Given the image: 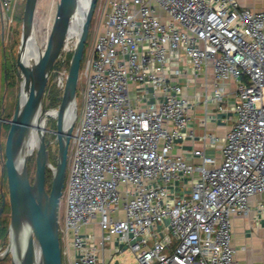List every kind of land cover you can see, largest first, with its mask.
<instances>
[{
  "label": "built area",
  "instance_id": "1",
  "mask_svg": "<svg viewBox=\"0 0 264 264\" xmlns=\"http://www.w3.org/2000/svg\"><path fill=\"white\" fill-rule=\"evenodd\" d=\"M17 2L0 0L3 28ZM107 2L69 149L63 262L108 264L131 249L136 264H240L233 217L264 193V11L238 0ZM76 41L69 32L64 59ZM182 78L205 79V91L190 100ZM198 101L231 113L232 125L206 131L193 162L172 150ZM218 144L219 157L209 154Z\"/></svg>",
  "mask_w": 264,
  "mask_h": 264
},
{
  "label": "water",
  "instance_id": "2",
  "mask_svg": "<svg viewBox=\"0 0 264 264\" xmlns=\"http://www.w3.org/2000/svg\"><path fill=\"white\" fill-rule=\"evenodd\" d=\"M39 0H26L21 26V57L15 61L19 77V92L5 144L0 192V220L10 207V223L7 231L8 245L4 253H10L12 264H63L60 239V204L63 196L68 157L73 130L78 120L76 110L77 90L82 60L88 42L91 23L98 0H89L79 27L76 46L72 53L61 103L55 113L45 103L47 83L51 70L59 56L63 43L73 27L69 1L62 0L55 19L52 35L45 51L38 58L29 54V42L35 38L34 18ZM22 70V71H21ZM56 117L57 130L48 128L47 119ZM44 122L39 131L37 147L28 152L27 139L35 125ZM60 136V151L56 164L50 158L51 140L47 134ZM0 134L1 126H0ZM35 152L36 168L33 179L29 159ZM52 173L51 189L46 188L47 172ZM5 173L8 182V198L4 192Z\"/></svg>",
  "mask_w": 264,
  "mask_h": 264
},
{
  "label": "rangeland",
  "instance_id": "3",
  "mask_svg": "<svg viewBox=\"0 0 264 264\" xmlns=\"http://www.w3.org/2000/svg\"><path fill=\"white\" fill-rule=\"evenodd\" d=\"M62 0H39L37 3V8L34 18V29H35V38L40 46V48L45 51L47 44L49 42L50 36L52 35V30L54 27L55 19L57 18V12L59 5ZM97 7L94 13V19L91 23L90 36L86 44L85 54L82 60V66L80 71V79L77 90V102L76 110L81 112L83 107V94L85 91V71L87 62L93 53V45L97 36V33L103 23L105 13L107 11V0H98ZM26 5V0H18L17 8L15 12V23L11 24L8 29L3 28L0 21V116H3L4 119L11 120L16 102L18 101V92H19V77L17 74L15 61L21 57L22 62L28 65L25 57L21 51V26L22 18L24 17V9ZM77 34V33H76ZM73 35V36H76ZM71 57L64 59L60 54L56 59V62L51 70L48 85L46 88L45 103L46 106H49L51 93L56 92L57 94L63 96L66 77L68 74V69L70 65ZM10 70L12 77L6 79V74ZM22 71V70H21ZM61 103V101H60ZM58 104V106L60 105ZM58 106L52 107V109L58 108ZM57 119L56 117H50L47 119L48 128L51 130H57ZM31 135L27 139V149L28 151L32 148ZM7 139V138H6ZM47 139H51L52 143L50 145L51 155L50 158L54 164H56L60 151V136L56 135L54 132H49L47 134ZM6 144V142H5ZM29 169L31 178L34 177L36 160L35 152H32L29 159ZM1 167V166H0ZM0 184L1 183V168H0ZM6 184V183H5ZM4 184V192L6 193V187ZM7 195V194H6ZM8 198V195H7ZM1 201V200H0ZM3 217L10 220V207L5 208ZM84 230H93L92 227H85ZM108 247L111 246V243L107 244ZM111 250V249H110ZM112 255L108 258V264H116V261H119V264H136L135 254L131 249H125L122 252H111ZM63 264H65L63 262Z\"/></svg>",
  "mask_w": 264,
  "mask_h": 264
},
{
  "label": "crops",
  "instance_id": "4",
  "mask_svg": "<svg viewBox=\"0 0 264 264\" xmlns=\"http://www.w3.org/2000/svg\"><path fill=\"white\" fill-rule=\"evenodd\" d=\"M242 7L254 11H264V0H238ZM184 94L192 101H195L198 94L205 91L206 80L203 78L197 81H185ZM207 87H213V77L210 74L207 80ZM229 93V103L234 102L235 85L229 83L226 88ZM206 106L202 102H196L189 109V123L184 129L185 134L176 139L173 155L184 156L189 161L199 162L200 158H193L195 149L203 146L202 136L210 131L218 136H224L231 128V121L227 118L231 113L217 112L214 104ZM222 144L216 148L208 149L209 154L219 157V150ZM187 182V183H186ZM184 190L189 186L186 179L181 183ZM233 246L236 248V258L240 264H264V193L257 195L251 201V211L247 215H235L233 217Z\"/></svg>",
  "mask_w": 264,
  "mask_h": 264
},
{
  "label": "bare ground",
  "instance_id": "5",
  "mask_svg": "<svg viewBox=\"0 0 264 264\" xmlns=\"http://www.w3.org/2000/svg\"><path fill=\"white\" fill-rule=\"evenodd\" d=\"M67 1H69L70 14H72L71 15V17H72L71 22L73 25V27L70 30V35L73 36L77 33L75 36V37H77L78 33H79V27L78 26L82 22L83 15H84V12L87 8L89 0H67ZM28 48L30 50L29 54L36 59L38 58L40 51H42V49L40 48L36 38H32L30 40ZM25 60H26V58H25ZM52 113H55V111L52 110ZM43 126H44V122L43 123L38 122L35 125V127L33 128L32 145H31L32 148L28 152H31L32 150H34L37 147V140H38V136L40 135L39 131H40V128L41 129L43 128Z\"/></svg>",
  "mask_w": 264,
  "mask_h": 264
},
{
  "label": "flooded vegetation",
  "instance_id": "6",
  "mask_svg": "<svg viewBox=\"0 0 264 264\" xmlns=\"http://www.w3.org/2000/svg\"><path fill=\"white\" fill-rule=\"evenodd\" d=\"M0 126H1V133L0 134V168H1V176L3 167H5V142L8 136L9 128H10V120L4 119L3 116H0ZM33 179V178H32ZM5 187H6V194L8 195V182H7V175L5 173ZM52 182V181H51ZM51 182L49 181L48 177L46 180V188L48 191L51 189ZM3 215L1 220L3 219ZM0 220V222H1ZM2 233V226L0 224V264H12V257L10 253H4V250L7 248L8 245V237L7 234L3 235Z\"/></svg>",
  "mask_w": 264,
  "mask_h": 264
},
{
  "label": "trees",
  "instance_id": "7",
  "mask_svg": "<svg viewBox=\"0 0 264 264\" xmlns=\"http://www.w3.org/2000/svg\"><path fill=\"white\" fill-rule=\"evenodd\" d=\"M71 56H72V54L69 55V58ZM11 77H12V75L10 74V70H9L7 72V74H6V79H9L10 80ZM50 97H51V99H50L51 102H49L48 108H52L54 106H58V104L60 103V101L62 99L61 98V95H59V94H57L56 92H53V91H52ZM48 140H51V139H48ZM31 141H32V136H31ZM51 142H52V140H51ZM50 151H51V149H50ZM51 152H50V155H51ZM47 177H48L49 181L51 182L52 181V173H51V171H48L47 172ZM0 200L3 201L2 200V196H1V192H0ZM1 201H0V205H1ZM8 207H9V204L7 202L6 208H8ZM9 223H10V220L9 219L3 218L1 220L0 224L2 226V233H4L3 235H6L7 234L8 227H9Z\"/></svg>",
  "mask_w": 264,
  "mask_h": 264
}]
</instances>
